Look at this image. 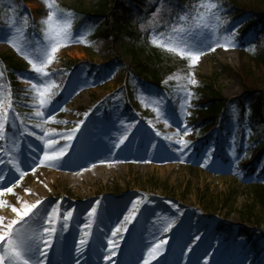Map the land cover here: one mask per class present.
<instances>
[{
    "label": "rangeland",
    "instance_id": "rangeland-1",
    "mask_svg": "<svg viewBox=\"0 0 264 264\" xmlns=\"http://www.w3.org/2000/svg\"><path fill=\"white\" fill-rule=\"evenodd\" d=\"M124 1L138 8V3ZM143 2L145 9L160 1ZM55 3L63 12L73 14L72 41L59 49L56 61L48 69L60 73L55 81L61 85L52 101L53 111L49 114L64 123L49 122L44 127L50 132L49 138L59 140L56 145L59 148L66 141L56 134L69 131L80 120L84 124L55 166L39 164L43 156L42 141L34 136L20 137L18 133L13 136L9 129V136L19 144V152L14 154L21 160V168L27 175L12 193L0 197L6 201L4 206H0V216L5 218V222L15 217L11 207L20 208L25 202L32 204L41 200L42 204L33 210L37 212L33 227L42 230L48 226L47 214L54 207L58 209L57 232L53 236L52 247L47 250L45 264H65L67 258H72L73 264L77 261L88 264L94 260L98 264H120L117 257L135 250L146 251L143 243H150L157 235H164L157 245L172 248L178 217L180 220L189 217L190 225L192 222L205 225L232 221L260 236L264 242V209L254 207L250 210L256 185L240 173L236 165L240 158L237 152L228 144L224 149L229 158L227 161L210 148L196 153L193 150L194 126L189 123L196 103L204 98L203 88L211 87L221 97L234 99L242 94L245 73L252 76L256 84H264L263 72L254 67L239 47L237 35L234 37L235 46H229L227 50L223 47L208 50L195 67L189 69L188 61L150 44L152 29L148 27V21L152 15L144 19L139 16L127 23L138 35L132 40L124 33L110 32L115 29L110 17L105 21L88 15L94 8L105 4L109 16V11L115 6L113 0H55ZM48 11L44 0H0V72H3L0 83L9 88L11 83L18 85L25 98L30 128L34 122L30 94L27 93L30 85L24 79L35 77L32 75L35 73L7 42L12 31L9 24L15 21L16 25L23 26L21 39L35 51L44 43L41 20L47 17ZM25 16L28 20L23 25ZM141 25L145 27L142 29ZM163 30L164 27L157 29ZM224 32L230 33L232 29L227 27L221 34ZM81 38L86 43L81 42ZM128 47L136 48L137 62L141 64H150L145 62L148 51L160 54L157 66L148 69L149 72L156 69L159 86L154 84L155 76L142 73L141 68L135 67L131 55L125 53ZM10 60L19 66L20 71L10 69ZM189 71L194 73L198 83L194 87L188 86L193 93L191 106L187 108L190 115L181 116L179 87L185 81L168 80V77H183ZM10 74L15 75L13 81L9 79ZM59 95L62 99L57 102ZM148 96L162 98L171 127H167L163 120H157L151 104L145 106L140 102ZM229 112L236 116L235 104L230 105ZM84 113H88L87 117ZM184 124L192 129L190 135L184 137L190 142L189 147L182 152L174 151L180 146L175 144L177 137L173 134L177 125ZM127 126H131L130 130ZM32 130L38 135L43 134L39 129ZM126 132L127 139L117 148L116 144ZM165 136H172V141ZM12 139L7 140L6 145L0 142L10 153ZM215 140L218 141L219 137L216 136ZM33 147L36 152L32 151ZM242 148L241 155H244L246 148L244 145ZM8 158L0 153V159ZM33 166L35 172L32 171ZM0 174H5L11 182L8 186L19 179V173L10 165H0ZM133 201L140 202L137 206L139 211L131 223L124 225L122 222ZM93 208L96 212L90 217ZM69 212L71 217L65 230L61 225L65 223L64 215ZM90 220L91 228L85 229L84 225ZM166 220L174 221L167 232L163 231ZM118 226L121 231L113 236V230ZM84 231L90 233L88 243L82 252L77 253ZM197 232L207 236L209 229L202 227ZM109 240L115 245L111 249ZM112 251L115 255H111ZM235 255L234 251L230 257ZM105 256H110V259L105 260Z\"/></svg>",
    "mask_w": 264,
    "mask_h": 264
},
{
    "label": "snow or ice",
    "instance_id": "snow-or-ice-1",
    "mask_svg": "<svg viewBox=\"0 0 264 264\" xmlns=\"http://www.w3.org/2000/svg\"><path fill=\"white\" fill-rule=\"evenodd\" d=\"M44 3L49 9L47 17L41 20V24L44 26L42 29L44 43L35 51L31 50L21 39L23 26L16 25L15 21L9 24V28L12 31L7 42L23 56L31 66V71L35 73V77L24 79V82L30 85L27 93L30 94L31 115L34 118V122H32L30 128L25 122L26 117L15 110L10 88L4 83H0V142L12 139L8 134V129L12 130L13 136L16 133L20 137L25 135L34 136L37 140L42 141L44 145L43 156L39 159V164L44 165L47 163L50 166H55L67 152L70 142L76 136L84 121L80 120L67 132L56 134L59 135L60 139L66 141L59 148L56 147L59 144V140L49 138L50 132L44 127L49 122L64 123L63 121H56L55 116L49 114L53 111L51 107L52 101L58 95L61 85L57 84L53 79L55 73L50 72L48 69L56 61V53L59 49L67 46L72 41L73 28L72 13L63 12L62 9H59L55 0H44ZM162 9L163 0H161V7L157 9L152 19L148 21V27L152 29L149 42L154 47L188 61L189 69L195 67L201 56L206 54V51H215L216 47H223L227 50L229 46H235V30L230 33L224 32L221 34L225 21L221 16L222 9L219 6V0H199V3L194 4L191 10L179 14L175 20L165 21L163 31H157L160 27V13ZM27 20L28 18L25 16L23 18V25L27 24ZM144 27L145 25H141L142 29ZM81 42L86 43L83 38H81ZM249 50L254 51V47ZM2 76L3 72H0V77ZM173 79L185 81L179 87V111L181 116L190 115L187 108L191 106L193 93L189 90L188 86L194 87L198 83L194 77V73L189 71L183 77H168V80ZM140 102L145 104V106L151 104L152 110L156 113L157 120H163L167 127H171V124H169L170 117L167 116L164 110L162 98L148 96L142 98ZM60 110L64 111L65 109ZM84 115L87 117L88 113H84ZM127 128L130 130L131 126H127ZM32 129H39L43 134L38 135ZM191 132L192 129L186 124L183 126L177 125L173 135L177 137L174 141L175 144L180 147L174 148V151L182 152L189 147L190 142L184 139V137L189 136ZM156 135L159 136L160 133L156 132ZM126 139L127 132L120 139L119 143L116 144V147L119 148ZM165 139L172 141L173 137L165 136ZM12 143L11 153L4 146L0 145V153L9 157L7 160L0 159V165L6 167L10 165L11 169L19 173V179L11 184V186H8L11 182L7 180L5 174H0V197H3L5 193H12L13 188L27 175V172L21 168V160L14 154L19 152V144L14 139H12ZM32 151L36 152L37 149L33 147ZM33 159L35 160L36 158L34 157ZM181 162H183V159H181ZM32 171L35 172V166L32 167ZM5 203L6 201L0 199V206H4ZM139 203V201H133L132 208L129 209V214L124 217L122 224L126 225L132 222L139 211L137 207ZM41 204V200H36L32 204L25 202L20 208L11 207V211L15 214V217L9 219L7 222H5L4 217L0 216V264H45V260L48 257L47 250L52 247L53 236L57 232L55 225L59 213L58 209L54 207L47 214V227H43L42 230L33 227V222L37 216V212L33 210L37 209V206ZM95 212L96 209L93 208L89 216L92 217ZM70 217V212L64 215L63 219L65 223L61 225L62 229H67V221ZM91 223L90 220L88 224L84 225V228L90 229ZM173 224L174 221L166 220L163 231H169ZM120 231L121 228L118 226L113 230V236H116ZM89 234L88 231L82 233L76 249L77 253L82 252L84 246L87 245ZM195 239L199 240L200 237L197 236ZM108 243L110 249L115 246L112 240H109ZM160 250V245H154L149 248L147 255L143 259V264H149L150 260L154 259ZM111 255H115V252L112 251ZM109 259L110 256H105V260ZM77 264H79V261H77Z\"/></svg>",
    "mask_w": 264,
    "mask_h": 264
},
{
    "label": "trees",
    "instance_id": "trees-1",
    "mask_svg": "<svg viewBox=\"0 0 264 264\" xmlns=\"http://www.w3.org/2000/svg\"><path fill=\"white\" fill-rule=\"evenodd\" d=\"M138 3V8L130 6L124 0H113L114 9L109 11L107 5L94 8L91 14L92 18H101L105 21L110 17L115 26L110 32L115 34L124 33L130 39L138 38L134 31L128 27L127 23L131 19H137L152 15L161 7L160 2L155 5L145 7L143 0H129ZM199 0H163V9L160 13V28L164 27L165 21L175 20L179 14L192 9ZM219 6L222 9L221 16L225 21L223 31L230 27L236 31L239 47L249 57L254 67L261 70L264 76V0H219ZM133 43V42H132ZM254 47V51L250 48ZM135 47H128L125 53L131 55L135 61V67L141 68L142 73H151L155 76L154 84L159 85L156 69L149 72V68H155L156 61H160V54L155 51H148V57L145 62L150 64H141L137 62L138 54ZM10 69L17 72L20 68L10 60ZM147 66H149L147 68ZM140 72V73H141ZM57 72L53 79L57 80ZM35 76V74H32ZM246 82L242 87V94L234 99L228 100L220 96L217 91L211 90V87L203 88L204 98L196 103L194 114L189 123L194 126V145L193 150L196 153L202 152L206 148L213 149L218 156L224 160H229L224 152L225 147L231 143L234 150L240 157L236 165L243 175L253 185H256L252 198L251 208L260 207L264 209V84L258 85L252 76L244 74ZM15 75L10 74L9 79L14 80ZM14 107L17 113L26 117L28 122L27 107L24 105L25 98L20 92V88L15 83H11ZM62 97L59 95L56 100L59 102ZM231 104L237 107L236 116L229 112ZM216 135L220 140L216 141ZM233 136V141L229 137ZM242 145L246 150L241 155ZM250 216V211L248 212Z\"/></svg>",
    "mask_w": 264,
    "mask_h": 264
},
{
    "label": "bare ground",
    "instance_id": "bare-ground-1",
    "mask_svg": "<svg viewBox=\"0 0 264 264\" xmlns=\"http://www.w3.org/2000/svg\"><path fill=\"white\" fill-rule=\"evenodd\" d=\"M191 216L193 217V214ZM189 222V217L185 220H180L178 217L175 223L178 230L172 248L160 247L159 254L151 259L149 264H189V258L196 252L202 255L199 264H264V242L260 236L237 226L232 221L228 224L207 223L205 225L194 222L190 225ZM202 227L209 229L207 236L205 233L197 232ZM197 236L200 237L199 240L195 239ZM163 237L164 235H157L150 243L144 242L146 251L135 250L121 258L117 257L116 260L120 261V264H143L148 249L157 245ZM234 251L236 255L230 257ZM195 262L196 260L192 264H196ZM65 264H73V259L67 258ZM88 264L98 263L94 260Z\"/></svg>",
    "mask_w": 264,
    "mask_h": 264
}]
</instances>
